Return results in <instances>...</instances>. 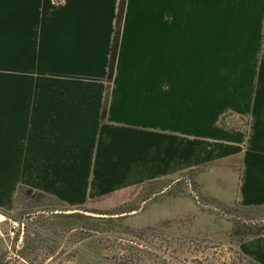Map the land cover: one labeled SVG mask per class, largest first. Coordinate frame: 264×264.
<instances>
[{
    "label": "crops",
    "instance_id": "obj_1",
    "mask_svg": "<svg viewBox=\"0 0 264 264\" xmlns=\"http://www.w3.org/2000/svg\"><path fill=\"white\" fill-rule=\"evenodd\" d=\"M119 2L0 0V237L33 193L74 208L181 177L264 209V0H125L108 82Z\"/></svg>",
    "mask_w": 264,
    "mask_h": 264
},
{
    "label": "rangeland",
    "instance_id": "obj_2",
    "mask_svg": "<svg viewBox=\"0 0 264 264\" xmlns=\"http://www.w3.org/2000/svg\"><path fill=\"white\" fill-rule=\"evenodd\" d=\"M196 191L181 177L134 187L123 201L74 208L33 193L2 229L0 264H262L252 251L264 240V209L220 204ZM67 209L135 212L47 213Z\"/></svg>",
    "mask_w": 264,
    "mask_h": 264
},
{
    "label": "trees",
    "instance_id": "obj_3",
    "mask_svg": "<svg viewBox=\"0 0 264 264\" xmlns=\"http://www.w3.org/2000/svg\"><path fill=\"white\" fill-rule=\"evenodd\" d=\"M124 3L125 0H120L119 2V9H118V16H117V28L116 32L114 34L113 38V43H112V52L110 56V64H109V69H108V82L111 81L113 72H114V66H115V59H116V52H117V45H118V39H119V26L120 22L123 16V11H124ZM105 111V110H104ZM103 111V113H104ZM223 122H225V117L222 119ZM56 217H64V214H52ZM262 232L259 230L255 231L253 234H261Z\"/></svg>",
    "mask_w": 264,
    "mask_h": 264
},
{
    "label": "water",
    "instance_id": "obj_4",
    "mask_svg": "<svg viewBox=\"0 0 264 264\" xmlns=\"http://www.w3.org/2000/svg\"><path fill=\"white\" fill-rule=\"evenodd\" d=\"M55 212H58V213H73V212H80V213H84L86 215H90V216H93V217H119V216H125V215H128V214H132L134 213L135 211H132V212H129V213H121V214H101V213H96V212H90V211H83V210H78V209H68V210H64V211H55Z\"/></svg>",
    "mask_w": 264,
    "mask_h": 264
},
{
    "label": "built area",
    "instance_id": "obj_5",
    "mask_svg": "<svg viewBox=\"0 0 264 264\" xmlns=\"http://www.w3.org/2000/svg\"><path fill=\"white\" fill-rule=\"evenodd\" d=\"M4 216L3 214L0 213V221H2L1 217ZM5 218V217H4ZM4 220V219H3Z\"/></svg>",
    "mask_w": 264,
    "mask_h": 264
},
{
    "label": "bare ground",
    "instance_id": "obj_6",
    "mask_svg": "<svg viewBox=\"0 0 264 264\" xmlns=\"http://www.w3.org/2000/svg\"><path fill=\"white\" fill-rule=\"evenodd\" d=\"M1 219H2V220L5 219L4 216H2Z\"/></svg>",
    "mask_w": 264,
    "mask_h": 264
}]
</instances>
